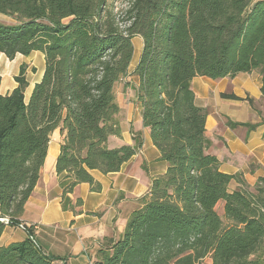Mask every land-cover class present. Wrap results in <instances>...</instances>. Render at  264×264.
I'll list each match as a JSON object with an SVG mask.
<instances>
[{
  "label": "trees",
  "instance_id": "obj_1",
  "mask_svg": "<svg viewBox=\"0 0 264 264\" xmlns=\"http://www.w3.org/2000/svg\"><path fill=\"white\" fill-rule=\"evenodd\" d=\"M124 2L119 10L109 0H0V15L11 19L0 21V54L12 61L37 52L45 63L27 103L23 71L14 77L17 87L0 94V219L20 224L56 129L63 140L55 171L71 180L63 194L80 184L100 191L92 172L116 173L137 154L140 134L133 145L111 140L121 138L115 87L128 77L132 39L140 37L134 90L142 127L167 169L138 199L123 233L104 239L92 264H201L207 257L211 264H264V174L249 186L242 173L219 170L208 153L207 111L195 104L191 87L196 77L255 72L264 97V0ZM5 227L0 221V237ZM28 233L0 246V264L59 261Z\"/></svg>",
  "mask_w": 264,
  "mask_h": 264
},
{
  "label": "crops",
  "instance_id": "obj_2",
  "mask_svg": "<svg viewBox=\"0 0 264 264\" xmlns=\"http://www.w3.org/2000/svg\"><path fill=\"white\" fill-rule=\"evenodd\" d=\"M132 44L133 61L128 77L115 87L121 138H113L111 144L133 145L134 135L138 133L142 137L140 150L116 173L92 172L100 184V191L93 192L88 184H80L71 193L63 194L71 180L58 176L55 171L63 140L60 129H56L50 135L40 179L25 203L20 223L32 233L44 254L59 259L54 264H92L104 239H116L123 233L129 216L139 207L138 199L148 193L152 179L163 175L167 169V163L159 160L160 153L153 146L148 131L142 127L141 106L134 90L138 78L132 74L141 53L142 39L135 37ZM5 63L11 62L0 54L2 95L17 87L16 76H8ZM43 69L33 80L26 74L25 103L34 85L41 80ZM119 85L122 86L121 94L118 93ZM191 87L195 104L207 111L205 136L211 143L208 153L217 158L221 172L228 175L242 173L247 184L254 186L264 174V97L260 92V76L253 72L216 81L196 77ZM221 94H233L241 100L222 99ZM228 121L253 128H231ZM78 199L82 201L79 207L76 205ZM27 229L6 226L0 237V246L25 240L29 237Z\"/></svg>",
  "mask_w": 264,
  "mask_h": 264
},
{
  "label": "rangeland",
  "instance_id": "obj_3",
  "mask_svg": "<svg viewBox=\"0 0 264 264\" xmlns=\"http://www.w3.org/2000/svg\"><path fill=\"white\" fill-rule=\"evenodd\" d=\"M109 1H113L114 2V6L116 8L123 9L126 4L124 2V0H109ZM255 1V0H253ZM0 21L4 22V23H11V19L1 16L0 15ZM142 51V49H141ZM136 56H134L135 58ZM133 61V60H132ZM11 63H5V67L6 64L8 67H6L7 70V74L8 76L12 77V76H18L21 71L24 72L25 78H26V74H28V79L33 80L37 77V74L43 69V65L44 63V57L41 53H32L30 56H15L14 60L10 61ZM1 67V65H0ZM44 71V69H43ZM0 72H2V69H0ZM43 75V74H42ZM5 78V77H4ZM7 78H5L6 81ZM27 79V78H26ZM138 86V85H137ZM118 93L121 94L122 92V86L118 87ZM126 92V91H125ZM124 94H127L125 93ZM130 96H127V98L129 99ZM127 99H125L126 101ZM235 188V186H234ZM234 188H231L234 189ZM216 212L218 213L219 216H223V203H219L216 206ZM201 264H211V260L210 258H205Z\"/></svg>",
  "mask_w": 264,
  "mask_h": 264
},
{
  "label": "built area",
  "instance_id": "obj_4",
  "mask_svg": "<svg viewBox=\"0 0 264 264\" xmlns=\"http://www.w3.org/2000/svg\"><path fill=\"white\" fill-rule=\"evenodd\" d=\"M2 222H3V224L6 225V226H11V225H10V222H9V220H8L7 218H4V219L2 220ZM15 226H17V227L20 228V229H24V230L26 229L25 226L22 225L21 223L18 224V225H15Z\"/></svg>",
  "mask_w": 264,
  "mask_h": 264
},
{
  "label": "water",
  "instance_id": "obj_5",
  "mask_svg": "<svg viewBox=\"0 0 264 264\" xmlns=\"http://www.w3.org/2000/svg\"><path fill=\"white\" fill-rule=\"evenodd\" d=\"M0 221H2V219H0Z\"/></svg>",
  "mask_w": 264,
  "mask_h": 264
},
{
  "label": "bare ground",
  "instance_id": "obj_6",
  "mask_svg": "<svg viewBox=\"0 0 264 264\" xmlns=\"http://www.w3.org/2000/svg\"><path fill=\"white\" fill-rule=\"evenodd\" d=\"M4 59V58H3ZM7 61V60H6Z\"/></svg>",
  "mask_w": 264,
  "mask_h": 264
}]
</instances>
